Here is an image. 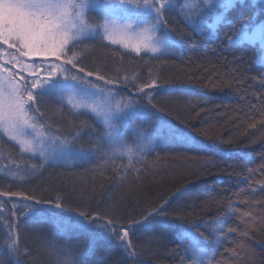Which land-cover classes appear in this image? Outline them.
<instances>
[{
    "label": "trees",
    "instance_id": "16d2710c",
    "mask_svg": "<svg viewBox=\"0 0 264 264\" xmlns=\"http://www.w3.org/2000/svg\"><path fill=\"white\" fill-rule=\"evenodd\" d=\"M89 15L92 23H102V14ZM226 15L231 26L217 25L214 34L208 35L206 28L198 35L178 11L166 13L168 29L179 43L163 56L144 51L138 56L107 39L85 42L86 69L99 70L106 78L127 74L136 84L156 80V88L145 89V94L152 93L155 108L141 131L150 133L166 124L178 135L194 137L196 145L169 140L142 156L135 150L140 143L136 121L121 129L132 151L113 155L92 114L79 115L52 99L40 106L45 113L40 121L69 138L82 130L79 143L95 152L90 162L53 164L22 152L0 132V151L12 160L0 172V192L17 194L0 196L3 264H57L71 258L64 255L67 251L77 256L91 251L94 257L88 259L98 264H192L191 249L185 247L190 242L173 231L157 228L149 234L134 225L129 240L135 255L129 257L115 239L93 244L87 235L61 229L52 219L26 215L33 201L25 197L108 218L115 212L125 227L164 205L168 223L191 226L207 251L197 264H264V41L226 42L233 27L250 31L264 24V0H239ZM209 16L205 25L215 23V16ZM114 87L122 97L148 101L132 84ZM158 219L144 223L155 225ZM14 228L19 252L10 261L6 246L8 230Z\"/></svg>",
    "mask_w": 264,
    "mask_h": 264
},
{
    "label": "snow or ice",
    "instance_id": "6c2138e0",
    "mask_svg": "<svg viewBox=\"0 0 264 264\" xmlns=\"http://www.w3.org/2000/svg\"><path fill=\"white\" fill-rule=\"evenodd\" d=\"M238 2L239 0H194L193 3H180V0H143L141 5L139 0H0V44L15 49L23 57H41L30 65H23L19 59L14 60V65L20 66L19 71L0 65V73H6L0 75V131L10 140L19 143L23 151L34 154L38 152L40 157L53 164L65 160L79 164L90 162L95 152L85 149L79 143L82 130H77L69 139L63 133L53 132L52 126L46 122L36 120V114L45 116L40 106L52 99L61 105L66 103L79 115L92 114L101 125L104 132L102 139L106 140L113 155H122L124 150L132 151L127 148L126 136L121 129L136 121L140 122L136 129L140 143L135 150L142 156L169 140L178 139L186 145H196L198 141L194 137L188 134L178 135L176 129L166 124L150 133L141 131L144 128L143 122L151 119L150 109L155 108L152 93H146L149 97L147 103L140 104L132 95L117 99L120 93L114 86L122 84L127 87L132 84L137 92L144 93L146 88L157 86L156 80L136 84L133 83L135 78H130L127 74L106 78L99 70L86 69L83 64L85 42L97 38L107 39L112 44H122L128 48L127 40L135 33L140 37L132 45L136 55L139 56L144 51L154 56H163L174 52L179 43L168 29L166 13L178 11L194 33L203 35L207 28L208 35H212L217 25L231 26L226 14ZM130 9L134 18L129 15ZM96 12L102 13L98 17L102 19V23L91 22L89 14ZM206 15H215V23L205 25L202 18ZM138 25L143 27L137 30ZM158 32L160 35L153 40L152 36ZM116 35L121 39H113ZM255 40L264 41V24L250 31L243 25L238 29L233 27L232 33L226 35L227 44L232 46L242 41ZM93 75L97 80L103 81V85L94 84L87 79ZM260 82L264 84V76ZM32 167L35 169L37 166ZM5 195L17 194L0 192V196ZM25 199L33 201L26 206V215L38 221L52 219L61 229L87 235L93 244L115 239L123 245V250L129 257L135 255L129 240L130 226H121L115 212L108 218L100 213L79 211L60 202L53 204L50 200L34 197ZM167 203L166 200L164 204ZM73 212L77 213L75 217L67 215ZM166 216L164 205H160L143 216L142 220L132 221V224L145 227L149 234H154L157 228L177 233L181 241L190 242L185 247L191 249L192 264H197L201 257H206L207 251L191 233V226L171 225ZM157 217L160 219L155 225L144 223ZM228 231L235 229L230 228ZM6 251L8 259L12 261L19 252L16 239L7 244ZM64 255L71 258L66 261L58 260L57 264H98L94 258L88 259L94 257L91 251L83 256H77L71 251ZM15 264H18V260Z\"/></svg>",
    "mask_w": 264,
    "mask_h": 264
},
{
    "label": "rangeland",
    "instance_id": "374dc122",
    "mask_svg": "<svg viewBox=\"0 0 264 264\" xmlns=\"http://www.w3.org/2000/svg\"><path fill=\"white\" fill-rule=\"evenodd\" d=\"M180 1H182L183 3H193L194 2V0H180ZM139 3L142 5L143 4V0H139ZM98 13H99V15L102 14L100 12H98ZM217 13H218V11H217ZM129 15L133 16V18H134V14L132 13L131 9L129 10ZM206 16L203 17L204 19L202 18L204 23L206 22V19H205ZM210 16L214 17L215 15H210ZM207 22H208V20H207ZM260 25H262V24H260ZM140 27H143V26L142 25H138L137 26V30ZM157 34H159V32ZM157 34L152 36L153 40L157 39V37H158ZM113 39L119 40L121 38H120L119 35H116V36L113 37ZM139 39H140V37L138 35H136L135 33H133L127 40V43L129 44V47L127 49L133 50L132 45L136 44ZM1 45L4 48L6 46L7 50L6 49H4V50L0 49V65H6L10 70L19 71L20 66L19 65H14V60H16V59H19L22 62L23 65H30L32 63V61H38V60L41 59V57H39V56L23 57L15 49H10L7 45L0 44V46ZM118 45L123 46L122 44H118ZM26 71H27V69H25V72ZM73 71H75V70H73ZM0 75H6V73H0ZM81 75H83V74H81ZM87 79L91 80L94 84L103 85V81L97 80L94 75L92 77H88ZM154 88H156V87H154ZM154 88H149V90L150 89H154ZM145 92L146 91H144V93H140L139 92V94H145ZM121 98H126V97H122L120 95L117 97V99H121ZM147 98L149 99L148 96H147ZM36 120H38L40 123H44V122L40 121V117H39L38 114H36ZM38 127H39V125H38ZM52 130H53V132H57L59 134V132L56 131L55 129L52 128ZM0 132L2 133V131H0ZM69 139H71V138H69ZM13 142L18 144L20 146V149L22 150V147H21V145L19 143H17L16 141H13ZM22 152H24L26 154H31L33 156H39L38 152L35 153V154L31 153V152H26V151H23V150H22ZM11 162H12L11 158L8 157L4 152L0 151V172H2V167H4V164H8V163H11ZM129 226H130V231H131L132 228L134 227V225H129ZM126 227H128V226H126ZM15 232H16L15 228L12 229V230H8V241H9V243H11L12 239H16L15 238V236H16Z\"/></svg>",
    "mask_w": 264,
    "mask_h": 264
}]
</instances>
